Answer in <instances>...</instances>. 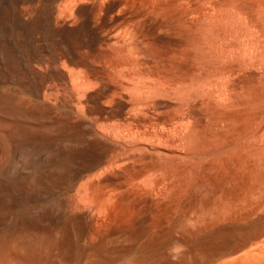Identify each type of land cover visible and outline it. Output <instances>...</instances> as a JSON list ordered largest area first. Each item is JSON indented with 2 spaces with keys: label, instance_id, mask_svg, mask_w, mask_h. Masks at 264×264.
<instances>
[{
  "label": "bare ground",
  "instance_id": "6f19581e",
  "mask_svg": "<svg viewBox=\"0 0 264 264\" xmlns=\"http://www.w3.org/2000/svg\"><path fill=\"white\" fill-rule=\"evenodd\" d=\"M0 264H264V0H0Z\"/></svg>",
  "mask_w": 264,
  "mask_h": 264
},
{
  "label": "rangeland",
  "instance_id": "374dc122",
  "mask_svg": "<svg viewBox=\"0 0 264 264\" xmlns=\"http://www.w3.org/2000/svg\"><path fill=\"white\" fill-rule=\"evenodd\" d=\"M197 198H199V199H197ZM202 200H203V199H202L201 197H196V198L192 201V203H191L190 206H192V207H193V205L196 206V204H194V203H197V206H199V205L201 204ZM188 204H190V203H188ZM192 204H193V205H192Z\"/></svg>",
  "mask_w": 264,
  "mask_h": 264
}]
</instances>
